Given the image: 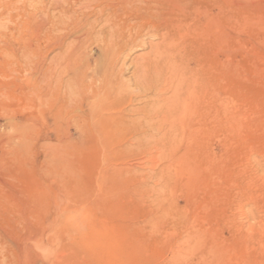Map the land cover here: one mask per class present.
I'll return each instance as SVG.
<instances>
[{
  "label": "rangeland",
  "instance_id": "374dc122",
  "mask_svg": "<svg viewBox=\"0 0 264 264\" xmlns=\"http://www.w3.org/2000/svg\"><path fill=\"white\" fill-rule=\"evenodd\" d=\"M218 1V26L186 35L206 114L174 140L127 126L109 139L71 127L67 140L55 91L39 100L31 78L58 70L63 48L22 54L23 12L39 0H0V264H264V0ZM141 39L118 64L123 81L157 41ZM127 91L118 109L137 119L154 96Z\"/></svg>",
  "mask_w": 264,
  "mask_h": 264
},
{
  "label": "bare ground",
  "instance_id": "6f19581e",
  "mask_svg": "<svg viewBox=\"0 0 264 264\" xmlns=\"http://www.w3.org/2000/svg\"><path fill=\"white\" fill-rule=\"evenodd\" d=\"M219 9L218 0H39L31 2L23 12V21L25 26H29L31 39L29 42L26 40V49L20 51L39 56L42 44L47 40H54L63 48L58 70L52 63L45 68L40 64L37 74L31 78L39 100L48 92L52 95L55 91L59 109L66 115L63 117L65 130L62 135L67 140L73 136L69 132L71 127L78 139H109L125 126L142 137L173 139L182 134L185 121L192 113H205L204 96L209 90V84L206 85L207 81L200 76V68L193 60L196 47L186 35L197 34L198 30L206 32L218 26ZM146 32L157 41L150 42L149 51L140 56L132 78L123 81L120 73L125 66L121 63L118 67V64L132 48L141 47V38ZM67 39L70 43H66ZM90 46H94L99 56L88 54ZM131 85L154 96L150 108H129L131 112L140 114L137 119L126 118L128 109L126 112L125 107L118 109L126 100ZM218 101L217 98L212 101L214 119L217 118ZM53 106L57 107L56 104Z\"/></svg>",
  "mask_w": 264,
  "mask_h": 264
}]
</instances>
